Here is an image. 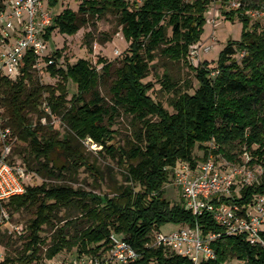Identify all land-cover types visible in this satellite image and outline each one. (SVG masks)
I'll use <instances>...</instances> for the list:
<instances>
[{"label": "trees", "instance_id": "1", "mask_svg": "<svg viewBox=\"0 0 264 264\" xmlns=\"http://www.w3.org/2000/svg\"><path fill=\"white\" fill-rule=\"evenodd\" d=\"M6 0H0V11ZM58 6L60 0H49ZM228 1V0H226ZM213 0H145L137 6L129 0H85L79 10L66 9L55 18L50 32L74 36L91 22L104 18L108 13L118 16L122 33L129 43L122 66L116 69V79L111 92L116 105H106L98 92L103 74H108L113 64L100 59L102 73L86 59L71 65L59 66L61 51L54 56L56 64L47 71L61 81L56 86L41 83L32 71L34 59L27 61L23 75L18 80H4L2 102L9 125L21 142L28 144L30 155L39 161V173L45 171L52 179L62 172L90 165L85 156L74 146V140H88L129 162L127 182L114 197L101 196L67 185L28 186L24 195L4 203L11 213L35 208L36 218L30 222L29 235L24 252L16 257L7 256L0 264H33L45 258H54L61 252L76 249L74 257L99 256L110 247L113 233L124 237L141 258L132 264H193L190 259L152 246L155 235L167 224L200 226L204 234L216 232L221 237L213 243L216 259L201 264H223L239 260L245 264H264V248L251 245L244 235L229 236L212 216H194L184 202L172 205L165 197V185L169 183L172 169L179 162L196 166V147L205 150L203 160L209 156L206 144L214 143L215 155H222L230 162H241L234 152L250 153V165L264 167V29L251 25L247 14L264 8V0H241L240 7L225 12L228 20L235 18L243 23L240 41H229L219 55L216 67L205 61L193 66L189 60L191 48L201 41L207 22L206 13ZM264 12V11H263ZM170 31L172 34L170 35ZM167 60L185 63L199 82V88L190 94L174 91L169 75L163 85L175 92L170 113L151 96L149 77L151 64L157 52ZM245 53L241 63L235 58ZM218 72L212 76L213 72ZM77 86L78 93L68 99L67 83ZM172 84V85H171ZM91 95L90 99L88 96ZM44 106V107H43ZM48 107L51 114L46 112ZM137 121L136 142L129 150H118L108 145L115 139L112 122L120 115V109ZM38 113V121L31 115ZM60 116L68 126L69 135L60 139V133L43 119ZM62 151L71 160L69 166L50 164L53 154ZM28 168L31 163L24 158ZM44 161V162H43ZM33 170V169H32ZM140 188L137 190V188ZM264 192V175L252 185L241 190L240 203H250ZM81 210L77 222L58 229L51 245L44 253L41 233L52 225L62 209ZM77 230L69 237V229Z\"/></svg>", "mask_w": 264, "mask_h": 264}, {"label": "rangeland", "instance_id": "2", "mask_svg": "<svg viewBox=\"0 0 264 264\" xmlns=\"http://www.w3.org/2000/svg\"><path fill=\"white\" fill-rule=\"evenodd\" d=\"M241 0H213L209 7V11L206 13L207 22L204 27V34L200 45V56L195 61H190L193 66L208 61L210 67H216L219 59V55L226 47L229 41H240L243 33V23L239 18H235L234 21H230L225 16V12L238 9L240 6H235L234 3L240 4ZM80 0H60L58 6H52L56 14H61L66 9H72L78 11L80 7ZM254 11V10H252ZM258 11L263 12V9ZM251 11L247 14L250 17L251 25H260L261 30L264 29V16H251ZM172 32L170 31V35ZM48 42V55L55 51H61L62 59L59 60V65L65 66L67 61L71 65L76 64L80 59L88 60L92 66L103 74V64L99 63L100 59L112 63L113 68L108 74H103L102 80L98 87L100 96L104 99L106 105L115 106L116 101L111 92V88L114 80L116 79V69L122 66V61L126 57L129 49V43L126 41L123 33L122 26L120 25L118 16L113 13H108L104 18L92 19L91 22L85 25L78 34L70 36L63 34L59 29H55ZM209 47L210 51H204ZM245 53H238L235 58L241 63ZM63 60V61H62ZM169 75L171 78V84L174 91L187 92L193 94L199 88V82L196 74L190 70V68L183 62L174 63L166 58H163L159 51L157 52V58L151 64V70L149 77L144 81L145 83H151L153 90L150 92V96L160 103L170 113H175L174 108L171 105L175 92L170 91L163 85V79L165 75ZM38 78L44 85L56 86L61 79L54 78L48 71L38 72ZM69 91L68 99L71 100L74 95L78 93L77 86L73 82L67 83ZM93 98L89 95L88 99ZM44 107V106H43ZM120 109V115L113 121L112 130L115 133V139L108 143V145L115 147L118 150H129L136 142V131L140 128L137 121L130 115L124 113L123 109ZM34 122L38 121V113L31 115ZM43 124L50 125L55 131H58L60 139L70 131L68 126L60 116L52 115L49 119H43ZM74 146L85 156L88 163L97 169V172L91 170L87 166L80 167L77 171L70 170L62 172L60 178L52 179L48 174L43 171L37 172L39 168V161H37L32 155H30V148L28 144L19 142L15 149V155L17 161L21 163L30 175L27 182L29 186H41L42 184L48 185H67L74 190H82L88 193H94L101 196L114 197L118 194L120 189L128 184L127 182V166L129 162L126 159H122L119 154L112 156L107 150L101 146L94 144L90 140L84 143H78L74 140ZM209 148V156H213L216 163H222L229 161L222 155H215L211 150V145L206 144ZM240 157L242 162V155L240 152H234ZM194 156L202 162L205 156V150L200 147H196ZM24 158L28 159L31 163L32 169L28 168ZM72 159H70L62 151H57L53 154V162L50 164V168L53 165L59 167L69 166ZM44 162V161H43ZM230 162V161H229ZM238 162V163H241ZM233 163V162H231ZM247 169L254 172L255 177L259 179L258 165H247ZM172 175H170L169 183L165 185V197L171 202L172 205L181 203L183 201L180 189L177 188L172 181ZM240 187V184H239ZM140 188L138 187L137 190ZM5 208V207H4ZM5 210L10 215V221L7 225L0 228V258L7 256L16 257L19 253H23L27 244V237L29 235L28 227L30 222L36 218L35 208H29L20 212L11 213L8 208ZM81 217V210L76 208L62 209L57 217L54 219L52 225L44 227V231L41 233L45 244L42 245V250L45 253L48 247L51 245L53 237L57 234L58 229L65 227L68 223L77 222L76 225L81 227L82 224L79 220ZM23 229L22 234L15 232L16 228ZM76 228V227H75ZM70 228L69 237L76 236L77 230ZM180 229V225L167 224L163 226L160 231L164 234H169ZM76 249L73 251L65 250L58 254L57 258L70 259L74 257ZM45 258V254L43 255Z\"/></svg>", "mask_w": 264, "mask_h": 264}, {"label": "built area", "instance_id": "3", "mask_svg": "<svg viewBox=\"0 0 264 264\" xmlns=\"http://www.w3.org/2000/svg\"><path fill=\"white\" fill-rule=\"evenodd\" d=\"M80 1L82 3L85 0ZM129 1L141 6L145 0ZM54 9L49 0H6L4 9L0 11V228L10 221L4 203L24 195L30 177L28 170L17 161L15 155L20 140L8 123L2 102V84L4 80H18L22 77L23 69L31 58L35 60L32 65L34 73L47 71L49 66L56 64L54 54L58 51H52L49 55L47 52L48 39L53 32L50 30L58 15ZM250 14L254 17L264 16V12L258 10ZM200 51V45H194L189 60L195 61ZM204 51H210V48ZM216 74L218 72L215 71L212 76ZM45 110L51 114L48 107ZM210 145L211 150L216 149L214 143ZM251 160L246 149L241 163H216L210 155L196 166L189 162H179L172 169L171 177L173 184L180 189L185 208L194 216L208 214L224 229L226 235H244L251 245L264 248V192L255 196L250 203L235 201L242 197L244 186L258 180L254 172L247 169ZM258 171L260 176L264 175L263 166H259ZM15 232L22 234L23 229L18 227ZM220 237L221 234L216 232L204 234L199 225H180V229L169 234L159 231L152 246L188 258L193 264H201L216 259L212 245ZM110 243V249L99 256L85 255L79 259L43 258L33 264H132L141 258L140 253L121 235L113 233ZM4 259L0 258V262ZM223 264L245 263L232 260Z\"/></svg>", "mask_w": 264, "mask_h": 264}]
</instances>
